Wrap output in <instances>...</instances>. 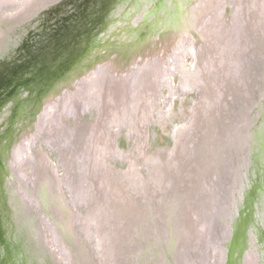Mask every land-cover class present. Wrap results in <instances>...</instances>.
<instances>
[{
  "label": "water",
  "instance_id": "1",
  "mask_svg": "<svg viewBox=\"0 0 264 264\" xmlns=\"http://www.w3.org/2000/svg\"><path fill=\"white\" fill-rule=\"evenodd\" d=\"M182 2L184 3L183 0ZM126 4H128V0H47L41 5L33 6L27 14H24V17L16 16L9 29L0 37V237H7L11 243V247L8 245L4 251H0L1 255H9V257L21 256L22 260L20 261L22 264H41L46 260H39L41 253L38 248L39 243L46 242H44L43 236L41 237L42 239L38 238L36 230L33 229V224L39 225L38 217L41 212H45L49 219L48 222L53 227L54 243L60 253L64 254V258H68V260H71L72 258L70 257H75L78 253L75 251V245L82 251V255L85 258L87 256V249H84L80 241L77 240L73 226L76 220L81 222L82 225L79 230L88 236L85 231V229L88 230V217L96 218V231L92 232L95 236L94 244L101 250L105 264H119L118 260L122 264H126L134 255L139 254V252L136 253L134 250V253H128L127 261H122L121 225L115 217L109 221L110 223L103 221L101 218L98 219L103 217L99 215L102 209L99 210L98 206H94L89 214L87 211L82 216L76 212H69L65 206L64 211L67 222L65 223L66 230L64 229V231L66 235L73 237V241H62V238L57 234L58 226L53 223L54 218L50 211L56 208L43 209L41 200L37 196L38 194L34 195L31 191L32 189L29 190L31 195L29 193L28 195L31 196L33 201H36L40 209L36 211L38 215L31 225L32 219H28L27 216L28 211H34V208L27 206L28 209H26V186L22 185L16 169H14L18 155L14 154V147L16 148V145L18 147L16 141L19 140L22 143L23 140H30L33 134L30 138L27 136L28 128L32 129L33 133L38 130V120H40L44 112L42 107L47 102L45 97L54 92H58L56 95L60 94L67 86L66 82L74 83L82 75H87L86 71L97 61L96 55L101 53L99 56L104 57L109 52L111 44H118L120 37L124 36L123 32L113 29V24L116 25L118 22L122 13L120 10L123 11V7ZM246 4L247 7L243 9L246 11H243L246 13L243 14L244 45L241 47V53L239 51V59L229 76L225 77L224 73L225 78L222 79L223 74L221 76L220 72L216 74L220 85L217 86L218 90L210 92V98L208 97L210 102L216 104L215 110L212 112L207 111L202 116L203 120L200 121L198 133L193 130V135L189 136L191 137L190 139L194 137L191 144L190 142L189 144L185 142L178 145V143L174 146L171 155L163 160L169 166L163 176V180L160 178V181H157L158 179L150 181L151 173V176L146 179L149 186L144 188L146 183L141 178V185L138 191L142 189L145 194L142 193L138 197V193L135 192V195L125 198V201L120 205L122 207L124 204H128L126 209L128 208V210L131 209L130 211L134 210L135 212L137 207L138 211H142L140 215H143L146 210L148 212L154 209L158 210V207L164 201H168L171 204L176 213L172 217V212H170L171 224L168 226V234L166 233V235L168 237L170 234L172 240H167V246L177 264H201L205 260L213 261L214 264H222L223 256L229 244L228 237L233 229L228 218L230 210L228 211L226 199L228 184L231 182L232 177L230 170H236V167L234 168L228 162V159H231V155L237 154L238 150L246 147L253 153V164H259L260 169L264 170V122H261V113H259L262 112L259 102L264 97V19L256 15L250 16L247 12L250 10L251 2H249L250 5ZM69 5L73 7V13H67L65 18L61 16L62 21L57 22L55 29H51L53 24L50 22L49 24L46 23V29L42 28L44 25L42 22V26L38 28V30L42 29L38 39L32 37L31 34L27 35L28 28L24 29V26H17L16 20L19 18L31 17L30 19L33 20L39 15L41 18L46 14L59 16L67 12ZM142 10L132 8L131 13L144 14V16L151 14L155 17L152 18L153 23L148 21L149 27L146 30L147 33H145L154 34V38H148L147 42V35H145L146 40L143 46L138 47L136 45L132 50L139 52L143 49H153L152 39L154 41L156 38L159 46L163 49L167 48L162 43V38H166L168 35L167 31L164 36L159 32L157 33L161 24H166L163 27L165 29L169 28L168 31H173L171 27H167L169 23L166 19L167 17L159 11L158 6L153 8L152 5L146 8L145 11L141 12ZM42 14L44 15L42 16ZM253 14L255 13L253 12ZM174 16L175 14L169 15L173 21ZM190 16L192 18V14ZM47 20H50V18ZM199 20H201V14H195L191 22L192 25L188 27L189 33L187 32L188 35L184 39V42L188 44L186 38H191L190 46H193L197 53L201 49L195 36L198 34L195 29L199 26ZM249 21L251 22L250 24L248 23ZM155 24H158V26ZM247 28L252 30V34L247 32ZM52 30L53 33H51ZM137 31L134 30V32ZM235 32L236 38L237 31L235 30ZM97 34H105L107 37L101 40L96 38ZM176 37H179V35ZM174 38H169V40H173L174 43ZM192 39L196 41L195 44ZM127 40L129 43H135L132 38ZM16 44H19V47ZM232 44L233 42L230 43V45ZM13 46L18 47V51L26 52L21 60V56L16 55L17 51ZM234 47L232 51L236 55L238 52ZM227 54L229 55L230 53ZM10 61H14V63H10ZM224 63L228 64V60H225ZM151 65L148 64L149 67ZM84 68L87 70H84V73H79V70L82 71ZM37 73H40V80L39 78L37 80L32 78ZM74 75L80 76L74 78ZM230 79L233 81V86L227 87ZM86 80L84 79V81ZM236 88H238L237 94L235 93ZM26 94L28 98H35V110L27 114H22L21 112L19 116L14 118L13 109L17 106L18 101H23L20 110L26 109L25 106L29 102L24 99ZM239 94H243L247 98L245 103L248 105L246 112L242 110V107H244L242 103L237 104L233 100V96ZM229 106L230 108H228ZM231 110L235 113V120L228 119ZM255 120L260 123L259 126ZM245 121H247V125L244 123ZM20 136L21 139H19ZM183 152L187 155L186 157L182 156L184 155ZM161 160L158 159L152 163V170L159 169ZM202 160H206L205 163ZM165 162L162 164H165ZM175 163L177 165H174ZM174 166L177 167L175 170L173 169ZM258 173L260 174V172ZM252 178L249 180L255 182ZM261 183V180H259L252 185L253 200H251V206H247L251 208L252 212L248 213L249 216L242 227L241 223L239 225V233H241V239L239 240L242 245L239 246L237 242L239 249L237 250L238 257L236 262H234L235 264H264V253L261 252L262 247L258 244H262L261 239L263 238L254 220L255 209H253L254 204H256L264 212V193L262 194L257 189L261 186ZM156 190L159 191V195ZM59 194L60 196L62 195L61 192ZM61 199L63 202L65 201L62 196ZM129 205L132 207H129ZM23 207L25 208L23 209ZM178 211L181 216L177 217L175 214ZM172 228L176 231V240H174ZM214 237L216 240H214ZM13 243H16V245ZM233 246L235 247L234 243ZM40 248L42 251L47 250L43 246ZM235 248H237V245ZM235 248L234 251L236 250ZM160 249L159 247L156 249L155 246L152 252L146 250L145 253L158 254L161 252ZM196 249H200L203 253H197ZM52 252L54 253L51 249V254ZM55 252L57 251L55 250ZM54 254L52 255L54 256Z\"/></svg>",
  "mask_w": 264,
  "mask_h": 264
},
{
  "label": "rangeland",
  "instance_id": "2",
  "mask_svg": "<svg viewBox=\"0 0 264 264\" xmlns=\"http://www.w3.org/2000/svg\"><path fill=\"white\" fill-rule=\"evenodd\" d=\"M45 1L47 0H38L37 2H39L40 5ZM158 1L159 0L149 1L147 4L155 7V4ZM183 1L184 3L182 2L181 7L184 10V14H182L183 22L190 20L191 23L195 14H201V20L198 21L199 26L196 27L195 31L198 33V36L200 34L202 36L205 34L207 37L205 36V39H202L203 44L200 52H203V49H206L205 45L209 43H211L214 48L216 47L218 49H220L222 45H225L226 40L231 35L230 27L233 23V32L238 26H241L237 31L236 39V32L233 33L234 40L238 42L241 36L244 37L245 29L243 25V18L241 23L233 20L230 25L227 23L225 18L223 23H226L227 25L224 27V31L221 30L222 33L218 31L222 36L221 40V37L219 38L217 30H220L219 25L222 22L219 20L216 21V19H219L220 16L227 14L225 8L227 1H224L225 4L223 5H221V0ZM21 2L22 0L0 1V19L4 18L8 12L12 14L15 13L17 8L22 5ZM142 2L144 1L128 0V4L123 7V11L120 10L122 13L120 14V17L118 15V22L116 25L113 24V29L123 32L124 36L120 37L118 44H111L109 52L107 53L108 56L106 55V57L99 62L95 68H93V65L89 70H87L86 73H89L91 70L89 74L82 75V77L75 80L74 83L71 82L72 86L71 83L66 82L67 86L60 94L56 95L58 92H54L45 97L47 102L42 107L45 114L41 115L39 120V122L41 121V126L35 133H33L31 138L29 137L30 140H23L22 143L18 142V145L20 146H18V148L20 149L18 151V155L16 154V170L18 172L17 176L22 182V185L26 186V207L28 206L32 207V209L34 208V211H28V219L33 216L36 219L38 215L36 211H39L40 209L36 201H33L28 193L29 190L32 189V193L36 195V188L41 179L45 182L48 181L46 182L48 184L47 191L50 194H45V197L52 198L54 195L51 194H55V192L57 193V186L65 199V204L69 212H76L82 216L87 211L88 214L91 212V203H89L87 198L90 185L92 184L89 180V176L91 175L92 178L93 175L98 173L97 170H100L102 171L100 177L104 178L106 176V178L110 181L114 179L113 175L115 174V172L113 173L111 169L119 172L118 178L121 183L123 182L124 186H126V196L123 197L122 194H117L115 191H112L111 199L107 200L103 193V199L100 197L102 202L98 205V208L99 210L104 209L103 202H105V207H115V209L113 208L111 211V219L115 217L122 228L121 247L123 254L120 252L121 258H123L122 261H127V255L130 252H128V249L132 250L131 253H134L135 249V252H139V254L134 255V257L129 260V262L127 261L126 264H177V262L172 258V253L167 246V240H172L170 234V237H167L166 235V233L168 234V226L171 224L170 212H172V217L174 213H176L168 201H164V203L158 207V210L154 209L150 212L146 210V213L143 215H140L142 211H138L137 207L136 212L134 210L130 211L131 209L128 210V208V211H125L124 209L128 207V204H124L119 208H116L117 205L113 204L118 203L120 205L125 201V198L130 195H134L128 187H131L134 191L138 188V185H140L136 182L137 179L139 180L147 175L148 166L145 165L146 163H144V159H149L148 156L151 155L150 157L153 159H151V164L158 159H167L166 157L172 153L171 149L179 143V140L176 139L179 133H181L184 128H188V133L192 132L193 127L191 126L194 124V121L200 122L203 120L202 116L207 112L204 108L205 104L203 101V93L201 94L200 84L198 85V81L200 82L199 78L202 77L203 74L207 75L208 72L206 66L209 67L211 64L213 68H216V72L218 71V73L220 72L221 74L225 66H223L224 64H220L225 62V60L227 61V59L223 60V57L228 54L223 50H218L217 52L208 54L207 61L205 62L204 59H201L200 54L197 53L196 49H193V46H190V37L186 38L188 44L185 42L181 44V41L178 43L175 42L176 38L173 43V40H169V38H173L168 35V38H162L163 45L167 46L165 49L159 46V42H156V38L154 41L152 39L153 49H143L139 52H135V50L133 51L132 49L135 46H131L132 44L138 42V47H142L146 38L147 42L148 38H154V34L145 33H147L146 30L149 27L148 21L153 23L152 18L155 17L148 14V16L142 20L137 16V14L131 13L132 8H137V6L139 10L143 9L141 12L145 11V9L149 7L148 5H145V7L142 6L143 8L140 7ZM249 2H251V5ZM247 3L250 5V10L247 12L250 16L256 15L264 19V0H247ZM180 4L181 3L178 5ZM187 7L190 9V14H188L189 12L187 11ZM125 8L127 9L125 10ZM73 10V7L69 5L67 7V12L65 11L66 13L63 14L60 13L61 15L59 16H51L49 14L43 16L44 14H42V18L40 15L33 20L30 19L31 17H27L28 19L25 18V20H30L27 22V35L31 34L35 39L40 38L38 35L42 29L38 30V28L41 27L43 23L44 25L42 28L46 29V23L49 24L50 22L53 24L51 29H55L57 22L62 21L61 16L65 18V15L67 13L72 14ZM24 12L25 11H22L21 13ZM253 12L255 14H253ZM238 13L241 12L239 10L234 13L232 12V14H236L235 17L238 16ZM191 14L192 18L190 16ZM169 15L170 14H168V18L166 19H169V22H171L173 19L171 20ZM49 18L50 20H47ZM20 20L21 21H19V23L23 21V18ZM155 25L158 26V24ZM161 26L157 33L159 32L162 36H164V28ZM134 30L139 31L138 33L132 32ZM126 32L128 33L127 35ZM187 32L188 31L184 30L185 34ZM240 32L241 35L239 34ZM51 33H53V30ZM145 35H147L146 38ZM178 35L180 37V34H177V36ZM105 37H107L105 34L96 35V38L101 40ZM130 37L134 39L135 43L128 42L127 39H130ZM215 39L220 40V42L216 43ZM192 42L194 44L196 43L193 39ZM229 47L233 48V45H230L229 43ZM228 58L231 60L230 55H228ZM148 64H152V67H149ZM94 70H99V72L95 73ZM231 70H226L228 75L226 74L225 77L230 75ZM39 74L40 73L34 74L32 78L36 80L39 78L40 80L41 76H39ZM84 79L87 80L84 81ZM24 99L26 102L29 101L25 106L26 109L20 110V106L23 104V101H18L17 106L13 109V116L15 115L14 118L19 116L21 112L22 114H27L34 109V99L28 98L27 94L24 95ZM259 104L262 108V112H259L261 113V122H264V97L262 101L260 100ZM255 121L259 126L260 123H257V120ZM81 123L90 124L93 130H95L93 132H96V134L98 133L97 138L99 137V140L95 138V134L85 137L83 131L86 129L84 127L87 126ZM244 123L247 125V121ZM77 125H79L80 128L78 133H74L73 130H70L77 127ZM58 134L63 137L62 145L60 142H58L59 145H54L53 143L56 141V137L58 141ZM74 139L77 140L75 150L69 148L70 146L67 144L68 142L66 143L67 140ZM96 140L98 141L96 143L97 146H94ZM181 142H183V139ZM59 149L63 150L67 158L78 160L80 164L75 176L83 175L84 179L82 182L85 183L84 186L87 188L86 192H84V197L80 201H75L73 203L71 201L69 203L71 196H69L70 193L68 192L66 179L65 177L62 178V176H65L63 175L65 168L61 162ZM168 150H171V152H166ZM164 152H166V154ZM183 154V157L187 156L184 152ZM140 157H143V163L140 161ZM230 158L231 159H228V162H230V165L234 166V168L236 167V170H230L232 177L230 180L231 182L228 184L229 188L227 190L226 199L228 202V211L230 210L228 218L233 226V229L228 237L229 244L226 248V253L223 256L222 264H235L234 262L237 260V250L239 249V246L242 245V242L240 243L239 240L241 239L239 225L241 223L242 227L249 216L248 213L252 212L251 208L247 207L251 206V200H253L252 185L261 180V186L257 189H259L258 191L262 192V194L264 193V170L262 171L260 169L259 164H253V153L250 152L248 148L242 147L237 151V154H232ZM199 161L201 162L200 159ZM202 161L205 163L206 160ZM38 167L39 169H37ZM41 167L44 169L43 171L47 173L45 175L47 180L41 178L42 175H38ZM258 172H260V174ZM251 177H253L252 180H255V182H251V180H249ZM52 189L55 190L54 193H52ZM158 192L159 191L156 190V193ZM142 193L145 194L142 190L139 191L138 197H140ZM142 200L144 201V199ZM129 207L132 206L129 205ZM24 208L25 207H23V209ZM258 208L259 207L254 204V220L263 238L261 239L262 244H258L262 247L261 252L264 253V212ZM104 214L105 217H99L98 219H107V212ZM175 216H181L179 211L175 214ZM38 218L39 225L33 224V229L37 230L36 232L38 238L42 239L41 237L43 236L45 240L44 242H46L38 244V248L41 253V258H39V260L42 261L43 259H46L44 260L45 262L43 261L41 264H105V259H103L104 257L101 255V250H99L94 244L95 236L92 232L96 231L95 217H88V230L85 229L88 236L79 230L82 225L81 222L76 220V223H74V234L84 249H87V256L85 258L82 255V251L75 245V251H81V253H77L75 257H70L72 258L71 260L64 258V254L60 253L54 243L53 227L51 226V223L48 222L49 219L45 212H41ZM63 218V221L65 222L66 215L65 217L63 216ZM173 229L174 228H172V234H174V240H176V231ZM214 240H216L215 237ZM233 243L235 247L237 245V248L233 246ZM41 246L45 247L47 250L42 251L40 248ZM155 246L156 249L158 247L161 248V252L158 254L153 251V253L157 254V256H155V254L145 253L146 250L152 252V249ZM50 248L55 253L54 254L52 252V254H54L52 257ZM234 248L236 249L235 251ZM4 250V247L0 246V251ZM55 250L57 252H55ZM196 251L197 253H203L200 249H196ZM19 257L20 256L16 255L15 258L11 260V264L19 262ZM117 262L122 264L119 260ZM201 264H214V262L205 260Z\"/></svg>",
  "mask_w": 264,
  "mask_h": 264
},
{
  "label": "bare ground",
  "instance_id": "3",
  "mask_svg": "<svg viewBox=\"0 0 264 264\" xmlns=\"http://www.w3.org/2000/svg\"><path fill=\"white\" fill-rule=\"evenodd\" d=\"M38 0H31V1H29V2H21L22 3V5H20L18 8H17V11L15 12V13H10V12H8V13H6L7 15H5L4 16V18H2V19H0V37H2V35L3 34H5V31L6 30H8L9 29V27L11 26V24H12V22L14 21V19H15V17L16 16H18V17H24V14H27V12H29V10H31V8L33 7V6H37V5H39V2H37ZM142 1H144V2H142L141 4H140V6L142 7H144V5H148L147 4V2H149V1H157V0H142ZM224 1H227V3H226V6H225V8H227V14H225V15H222V16H220V18L219 19H216V21L217 20H219V21H221L222 23L219 25L220 27V30H217V32L218 31H220V33H222L221 32V30L222 31H224V27H226V23H223V20H225V18H226V21H227V23H229V25L230 24H232V21L233 20H235V21H237V22H240L241 23V20H242V18H243V14H246V13H244L243 11V9H245L246 7H247V0H221V5H223V4H225L224 3ZM245 1H246V3H245ZM43 3V2H42ZM41 3V4H42ZM179 3H181L180 5H178ZM3 4V3H2ZM40 4V5H41ZM156 6H158L159 7V11H161L162 12V14L165 16V17H167L168 18V14H175V16H174V21L172 20L171 22H169L168 24H167V27H171L172 28V30L175 32H173V31H168L169 30V28H167V29H165V27H163L164 28V33L167 31V34H168V36H171L172 34H173V36H172V38H176V40H175V42L176 43H178V42H180L181 41V44L184 42V39H185V36H187L188 34L186 33H184V30H186V31H188L189 32V30H188V27H189V25H192L191 23H190V20L189 21H187V22H183V20H182V14H184V10H183V8H181L182 7V0H172V2H171V0H159L156 4H155V7ZM142 7V8H143ZM153 8H154V6H153ZM137 9H138V6H137ZM194 10V9H193ZM240 11L241 13H238L237 15V17H235L236 16V14H232V12L234 13L235 11L237 12V11ZM22 11H25L24 13H21ZM186 11V10H185ZM187 11L189 12L188 14H190L191 12H190V9H189V7H187ZM246 12V11H245ZM150 15V14H149ZM137 16L138 17H140L142 20H144L145 19V17L146 16H144V14L142 15V14H137ZM6 17V18H5ZM219 17V16H218ZM168 21H169V19H168ZM234 21V22H235ZM2 23V24H1ZM185 23V24H184ZM249 24L251 23L250 21L248 22ZM248 24V25H249ZM162 25V24H161ZM166 24H164V25H162V26H165ZM233 25V24H232ZM231 25V27H230V29H231V35H230V37L226 40V42H225V45H222V47H220V49H218V48H214V46L211 44V43H209V44H206L205 46V48L206 49H203V52H200L199 51V54H200V57H201V59L203 60H205V62L207 61V57H208V54H212L213 52H217L218 50L219 51H224V52H227V53H230L229 55L231 56V60H229V58H228V56H222L223 57V60L224 59H227L228 60V64L227 63H224V62H222L220 65H223V66H225V68L223 69V72L220 74V76L223 74V77H222V79L223 78H225L224 77V73H225V76H226V74H227V71L226 70H228V71H230L231 69H232V71L234 70V67L236 66V63H237V61H238V59H239V51H240V53H241V47L244 45V37H240V39L238 40V42L237 41H235L234 40V36H233V33L235 32V30H234V32H233V26ZM247 25V26H248ZM161 26V27H162ZM238 26V25H237ZM236 26V27H237ZM246 26V27H247ZM239 27H241V26H238L237 27V29H236V31H238V29H239ZM144 28V27H143ZM142 28V29H143ZM163 28H162V30H163ZM186 28V29H185ZM214 28V27H213ZM212 28V29H213ZM139 30H141V29H139ZM138 30V31H139ZM138 31L137 32H135V33H138ZM247 31L248 32H250L251 34H252V30H250V28H247ZM132 32H134V31H132ZM242 32V31H241ZM241 32L239 33L240 35H241ZM129 33H131V32H129ZM219 32H218V34H219V38H220V40L222 39V36H221V34H220ZM133 34V33H132ZM177 34H180V37H176L177 36ZM181 34H184V35H181ZM196 37H197V41H198V44H199V46L201 47L202 46V44H203V40L202 39H205V36L207 37V35H205V34H203V36L200 34L199 36L198 35H195ZM3 37H5V36H3ZM128 37V36H127ZM131 38V37H130ZM174 38V39H175ZM226 39V38H225ZM236 39V38H235ZM202 40V41H201ZM220 40H217V39H215V41H216V43L217 42H220ZM233 42V47L234 48H236L237 49V54L236 55H234L233 56V51H232V48H230L229 47V43H232ZM235 42H236V44H235ZM138 46V42H136L135 44H132L131 46ZM110 49V48H109ZM109 51V50H108ZM229 51H232V52H229ZM21 54H23V55H25L23 52L21 53ZM101 53H99V54H97L96 55V58H97V61H96V63L94 64V67L93 68H95L96 66H97V64L99 63V62H101L105 57H106V55H107V53L105 54V56L104 57H101V56H99ZM97 56H99V57H97ZM241 56V55H240ZM210 59V58H209ZM200 63V62H199ZM93 66V65H92ZM222 66V67H223ZM90 67H91V65H90ZM206 69H207V75L206 74H203V76L202 77H200L199 79H200V82L198 81V85L200 84V87H201V94L203 93V101H204V104H205V106H204V108H205V111L207 112V111H210V112H212V111H214L215 110V106H216V104L214 103V102H210V100L208 99V97L210 98V92H212V91H215V90H218V88H217V86H219L220 84H218V81H219V78H218V76L216 75L217 73H218V71L216 72V68H213V66H212V64L209 66V67H207L206 66ZM87 70V69H83L82 71L81 70H79V73H84L85 71ZM215 70V71H214ZM91 71V70H90ZM90 71H89V73H90ZM95 71V73H98L99 72V70H94ZM226 71V72H225ZM88 72H87V74H89ZM215 73V74H214ZM76 74H78L77 72H76ZM127 74H129V73H127ZM228 75V74H227ZM78 76H80V75H74V78L75 77H78ZM233 78V77H232ZM132 80H133V78H132ZM130 81V80H129ZM223 83H225V82H223ZM232 83H233V81L230 79L229 80V82H228V84H227V87H229V86H233L232 85ZM71 86H72V83H71ZM212 89H214V90H212ZM237 89L238 88H236L235 89V93H236V91H237ZM234 92V91H233ZM237 94V93H236ZM31 95H32V93H31ZM34 97V96H33ZM234 98H233V100H234V102H237V104H239V103H242L243 105H244V107H242V110L244 111V112H246L247 111V106L248 105H246L245 103H246V96L245 95H243V94H239V95H235V96H233ZM30 99H32L31 97H30ZM35 99V98H34ZM36 106H37V102H36ZM35 106V107H36ZM228 108H230V106L228 107ZM33 110H35V108L33 109ZM32 110V111H33ZM197 111V110H196ZM199 111V110H198ZM228 113V112H227ZM43 114H45V111L43 112ZM228 119H231V120H235V113H234V111L233 110H231V113H229V115H228ZM44 120V119H43ZM38 122H39V120H38ZM198 124V125H197ZM80 125V124H79ZM79 125H77V127H75V128H72V129H70V130H73L74 131V133H78L79 131H80V128H79ZM41 126V121L38 123V127H40ZM200 126V122H198V121H194V124L191 126V127H193V130H196V133H198V130L200 129V128H198ZM84 128H86V127H84ZM188 128H184V130L183 131H181V133H179V135H178V137L176 138L177 140H179V144L178 145H181L182 143L184 144L185 142H186V144L188 143L189 144V142H190V144L192 143V140L194 139V137H193V139H190L191 137H189V136H192L191 134H192V132H190V133H188V130H187ZM28 130V132H27V136L28 137H31V135L33 134V130L31 129H27ZM187 131V132H186ZM194 133V132H193ZM90 138V137H89ZM19 139H21V136H20V138ZM72 139V138H71ZM175 139V140H176ZM182 139H183V142H181L182 141ZM176 140V141H177ZM18 142L20 143L21 141H19V140H17L16 141V143L18 144ZM55 142H57V143H55ZM55 142H53L54 143V145L56 144V145H59V143L58 142H60V144L62 145L63 144V137L61 136V135H59L58 134V141H57V137H56V141ZM68 142V143H67ZM30 143H31V141H30ZM66 143L70 146L69 148H72L73 150H75L76 149V145H77V140L76 139H74V140H67L66 141ZM79 144V143H78ZM60 145V146H61ZM85 145H86V143H85ZM19 146V145H18ZM82 146H83V144H82ZM20 147V146H19ZM28 148V147H27ZM19 149L20 148H18L17 147V145H16V148L14 147V154L16 153V154H18V151H19ZM174 149V147L171 149V150H173ZM171 150H168V151H166V152H171ZM81 152V151H80ZM166 152H164L165 154H166ZM59 153H60V156H63L64 155V157H65V159H66V161H64V165H65V163L67 164L65 167H66V169H65V174H66V179H67V181H68V183H69V185H70V192L72 193V199L73 200H76V201H78L79 199L81 200V198H83L84 197V192H86V186H84L85 185V183L84 182H82L83 181V175L82 176H75V174H76V172L78 171V167L80 166L79 165V162H78V160H76V161H74L73 159H71V160H69V159H67V156H66V154L63 152V150L62 149H59ZM77 153V152H76ZM158 154V153H157ZM20 155V154H19ZM151 155H149L148 156V158L150 159L151 157H150ZM165 158V157H164ZM149 159H144V163H146L145 165L146 166H148V169H147V175H145L144 176V180H145V187L144 188H147L149 185L147 184L148 183V181L146 180V179H148V177L149 176H151V173H152V176H151V179H150V181H152V180H157V181H160V178L163 180V176L165 175V172H166V170L169 168V166H168V164L165 162V161H163V160H161L160 161V167H159V169H156L155 171L154 170H152V164H151V159H150V162H149ZM148 160V161H147ZM153 160V159H152ZM156 160V159H155ZM62 161V160H61ZM163 162H165V164H162ZM143 163V162H142ZM150 164V165H149ZM174 165H177V163H175ZM102 166H104V165H102ZM101 168H104V167H101ZM177 167L176 166H174L173 167V169L175 170ZM14 169H17V164L15 163V167H14ZM98 171V173L96 174V175H93V177L91 178V175L89 176V180L91 181V185H90V187H92V186H96V189L95 190H93V191H91V192H88V200H89V198H91L92 199V201H93V206L91 207V208H93L94 207V205L97 207L98 205H99V203H101L102 202V197H103V193H104V196H105V198L107 199V200H109V199H111V193H112V191L114 192L115 191V193H117V194H122V196L123 197H125L126 196V194H125V192H126V186H124V184H123V182L121 183V181H120V179L118 178V176H115V175H113L114 176V178H115V181H111V182H109L108 180L109 179H107L106 178V176L104 177V178H102V177H100V174H101V172L102 171H100V170H97ZM74 172V173H73ZM172 172V171H171ZM16 173L18 174V172H17V170H16ZM104 173H105V171H104ZM137 174V173H136ZM135 175V174H134ZM71 176H73L74 177V180H73V177L71 178ZM157 177V178H156ZM117 178V179H116ZM26 181V180H25ZM141 181V180H140ZM29 182V181H28ZM30 182H31V180H30ZM33 182V181H32ZM140 185H141V182H138ZM161 183V182H160ZM112 184H114V185H112ZM87 185V184H86ZM140 185H138V188L137 189H139L140 187ZM101 187V188H100ZM89 188V187H88ZM129 188V190H131L132 192H134V191H136L137 189H135L134 191L132 190V188L131 187H128ZM142 190V189H141ZM143 191H145V190H143ZM122 192V193H121ZM158 195L160 194V193H157ZM102 199H101V198ZM122 197V198H123ZM104 204H105V202H103V207H104V209H102V210H100V212H99V215H101V216H104L105 217V214L104 213H106L107 212V216H108V220L107 219H105V218H101L103 221H105V222H107V223H110L109 221L111 220V211H112V209L114 208L115 209V207H113V208H110L109 206V208L108 207H105L104 206ZM110 205V204H109ZM113 205H117V207L116 208H119L120 207V205L117 203V204H113ZM28 209V208H27ZM125 211L127 210L126 208L124 209ZM116 213V212H115ZM67 221H65V223H66ZM36 234V233H35ZM120 241L122 242V239L120 238ZM13 244H15L16 245V243H13ZM17 247V246H16ZM127 248V247H126ZM133 248V247H132ZM134 249V248H133ZM135 250V249H134ZM128 251H130L129 252V254H131V252H132V250H128ZM121 252V251H120ZM212 258V257H211ZM213 259V258H212Z\"/></svg>",
  "mask_w": 264,
  "mask_h": 264
},
{
  "label": "flooded vegetation",
  "instance_id": "4",
  "mask_svg": "<svg viewBox=\"0 0 264 264\" xmlns=\"http://www.w3.org/2000/svg\"><path fill=\"white\" fill-rule=\"evenodd\" d=\"M0 1H5V0H0ZM29 2V1H31V0H22V2ZM10 7V6H9ZM8 12V11H7ZM20 19H22V18H19L18 20H16V22H17V26H24V29H27L28 28V24H27V22H28V20L26 19L25 20V18L23 19V21L22 22H20L19 23V21H21ZM19 44H16V46H18ZM21 45V44H20ZM16 46H13V47H15L16 48ZM19 47V46H18ZM18 47L15 49L17 52H16V55H20L21 56V58H20V60L22 59V56H23V54H20V53H22L21 51L22 50H19L18 51ZM24 52V54H26V52L25 51H23ZM10 63H14V61L13 62H11L10 61ZM81 124H85V123H81ZM87 127H86V129H84V134H85V137L87 136L88 137V135H94L95 136V138L97 139V140H99L98 138H97V135H98V133L96 134V132H93V131H95V130H93V128L91 127V125L90 124H85ZM96 130H98V129H96ZM95 141V143H94V146H97V142L98 141ZM92 154V153H91ZM79 157V156H78ZM60 158H61V162H62V164L64 165V161H66V159H65V157H64V155L63 156H60ZM75 158V157H74ZM141 158V162H143V160H142V158L143 157H140ZM139 158V159H140ZM152 158V157H151ZM150 158V159H151ZM64 159V160H63ZM67 159H69V160H71V158H67ZM150 159H149V162H150ZM156 159V158H155ZM74 161H76V160H74ZM38 163H40V162H38ZM67 164L65 163V165H64V168L66 169V166ZM80 165V164H79ZM36 169V168H35ZM37 169H39V167L37 168ZM44 169H42V167H41V169H40V171H39V174L38 175H42L41 176V178H43V179H46L47 180V178H46V172L45 171H43ZM110 170V169H109ZM111 171L114 173L115 172V176H118L119 177V172H117V171H115V170H112L111 169ZM65 172L66 171H64V173H63V175H65V176H62V178L63 177H65V179H66V174H65ZM106 175V174H105ZM37 177V176H36ZM73 176H71V178H72ZM117 179V178H116ZM143 180H144V178H142ZM63 180V179H62ZM73 180H74V178H73ZM141 179H137V181L136 182H141L140 181ZM60 181H61V178H60ZM109 181V180H108ZM111 181H115V178L114 179H112V180H110L109 182H111ZM46 182H48V181H46ZM44 180H40L39 181V183H38V185H37V188H36V193L38 194L37 196L40 198V200H41V204H42V207H43V209H48L49 210V208L50 207H52V208H56L55 210H50L51 211V214H52V217L54 218V220H53V223L54 224H56L57 226H58V236H60L61 238H62V241L64 240H66V241H73V237L72 236H68V235H66L65 234V231H64V229H65V222L63 221V216L65 217V211H64V208H65V206H66V204H65V201L63 202L62 201V199H61V196H60V189H58V187L56 186V191H57V193L55 192V194H51V195H54L52 198L51 197H45V194H50V193H48V191H47V186H48V184L46 183ZM144 182H145V180H144ZM66 183L68 184V192L70 193V194H72L71 192H70V185H69V183H68V181H67V179H66ZM50 184V183H49ZM57 184V183H56ZM59 185V184H58ZM54 189H55V187H54ZM54 189H52L53 191H52V193H54ZM96 189V186L94 185V186H92V187H90V189H89V192H91V191H93V190H95ZM128 189V188H127ZM135 192H139L138 190L137 191H134L133 192V194L135 193ZM69 194V196H71L70 197V199H69V203L72 201V202H75L76 200H73L72 199V195H70ZM135 195V194H134ZM131 196V195H130ZM137 196H138V194H137ZM63 197V196H62ZM64 198V197H63ZM66 198H68V197H66ZM129 198V197H128ZM72 199V200H71ZM82 199V198H81ZM65 200V199H64ZM78 201H80V199L78 200ZM86 201V200H85ZM89 203H91L90 204V209H91V207L93 206V201H92V199L90 198L89 199ZM95 206V205H94ZM66 208H67V206H66ZM30 219H32L31 220V225H32V221H34L35 220V217L33 216V217H31ZM57 220V221H56ZM66 230V229H65ZM37 231V230H36ZM37 233V232H36ZM57 236V237H58ZM10 239H8L7 237L6 238H2V237H0V246H3L4 247V249H6L7 247H8V245H9V247H11V243H10V241H9ZM43 240H44V238H43ZM8 241V242H7ZM45 241V240H44ZM65 241V242H66ZM10 253H11V251H9ZM15 253V252H14ZM13 253V254H14ZM78 253H81V251H79ZM12 254V255H13ZM51 256H52V254H51ZM13 258H15L14 256H10L9 257V255H7V256H4V255H1V252H0V264H8V263H11V260H13ZM20 260H22V257L20 256L19 257V262H17L16 264H22V262L20 261ZM8 262V263H7ZM13 262V261H12Z\"/></svg>",
  "mask_w": 264,
  "mask_h": 264
}]
</instances>
